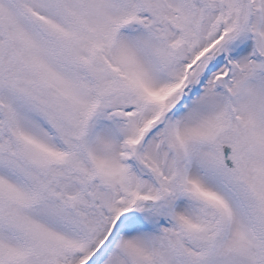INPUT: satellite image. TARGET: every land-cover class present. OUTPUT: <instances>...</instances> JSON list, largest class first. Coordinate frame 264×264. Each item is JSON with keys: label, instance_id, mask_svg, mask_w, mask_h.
Masks as SVG:
<instances>
[{"label": "snow or ice", "instance_id": "1", "mask_svg": "<svg viewBox=\"0 0 264 264\" xmlns=\"http://www.w3.org/2000/svg\"><path fill=\"white\" fill-rule=\"evenodd\" d=\"M0 264H264V0H0Z\"/></svg>", "mask_w": 264, "mask_h": 264}]
</instances>
